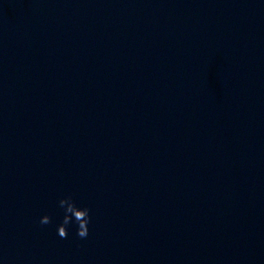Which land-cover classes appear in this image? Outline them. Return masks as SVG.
Masks as SVG:
<instances>
[{"label": "clouds", "instance_id": "9594fccd", "mask_svg": "<svg viewBox=\"0 0 264 264\" xmlns=\"http://www.w3.org/2000/svg\"><path fill=\"white\" fill-rule=\"evenodd\" d=\"M58 206L64 211L62 222L57 225L58 236L62 239H67L69 235L68 228L74 221L77 225V236L81 239L87 238L91 221L90 209L88 207H79L70 194L60 198ZM39 223L41 225L52 223L51 215L45 214L41 216Z\"/></svg>", "mask_w": 264, "mask_h": 264}]
</instances>
